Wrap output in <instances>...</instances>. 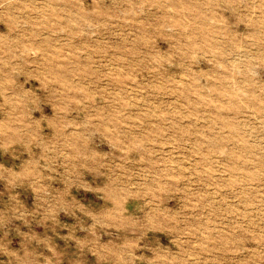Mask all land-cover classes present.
Segmentation results:
<instances>
[{
  "label": "rangeland",
  "instance_id": "rangeland-1",
  "mask_svg": "<svg viewBox=\"0 0 264 264\" xmlns=\"http://www.w3.org/2000/svg\"><path fill=\"white\" fill-rule=\"evenodd\" d=\"M0 264H264V0H0Z\"/></svg>",
  "mask_w": 264,
  "mask_h": 264
}]
</instances>
